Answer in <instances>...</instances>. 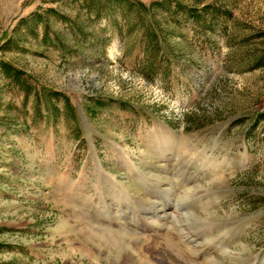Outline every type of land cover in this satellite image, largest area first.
I'll return each mask as SVG.
<instances>
[{"label":"rangeland","instance_id":"1","mask_svg":"<svg viewBox=\"0 0 264 264\" xmlns=\"http://www.w3.org/2000/svg\"><path fill=\"white\" fill-rule=\"evenodd\" d=\"M260 113L264 0H0V264H264Z\"/></svg>","mask_w":264,"mask_h":264},{"label":"bare ground","instance_id":"2","mask_svg":"<svg viewBox=\"0 0 264 264\" xmlns=\"http://www.w3.org/2000/svg\"><path fill=\"white\" fill-rule=\"evenodd\" d=\"M157 212V211H156ZM167 215V214H166ZM165 217V216H164ZM161 218V217H160ZM200 218V217H199ZM163 219V218H162ZM165 220V219H164ZM163 224H165V223H160V224H158L157 222H156V225H161V226H164ZM158 226V227H159ZM183 229V228H182ZM186 234H187V236H188V239H189V242H188V244H187V247H189L191 250H192V252H194V251H197V250H199V248L196 246V245H194V244H191L190 242H192V241H196V239L195 238H191L192 237V235L190 234V233H188V232H186ZM132 235V234H131ZM140 236V235H139ZM138 237V236H137ZM140 238H142V237H140ZM143 238H145V237H143ZM191 238V239H190ZM136 239V238H135ZM197 242V241H196ZM137 243V242H136ZM146 243V242H145ZM138 244V243H137ZM198 244V243H197ZM149 245V244H148ZM143 246V245H142ZM163 246V245H162ZM137 247V246H136ZM124 250V252H126L127 250H125V249H123ZM123 250L122 249H119V250H117V251H115L116 252V255H118L119 253L121 254V252L123 253ZM185 250V249H184ZM200 252V251H199ZM168 253V252H167ZM225 253H227V255H229L230 256V258L231 259H233L234 260V258L236 257V255L235 254H231L230 253V250H225ZM110 254V253H109ZM109 254L106 256V259H107V261H105V263H102V264H114V262H115V260L114 259H112V258H110V256H109ZM119 254V255H120ZM128 254V253H127ZM133 254H130L129 256H128V261H133L134 260V258H133ZM226 257V256H225ZM103 259V258H102ZM207 261H209V264H225L224 263V261L222 260V259H220V257L219 256H216V255H212V254H210V255H208L207 256ZM97 264H101V263H99V261H100V258H98L97 259ZM103 261V260H102ZM127 261V262H128ZM116 262H117V260H116ZM136 263V262H135ZM177 264V263H176Z\"/></svg>","mask_w":264,"mask_h":264},{"label":"trees","instance_id":"3","mask_svg":"<svg viewBox=\"0 0 264 264\" xmlns=\"http://www.w3.org/2000/svg\"><path fill=\"white\" fill-rule=\"evenodd\" d=\"M38 19H39V16L35 15V21H37ZM9 41H10V37H7L4 43H8ZM2 68L4 69V71L7 75L13 74L14 77L17 78L19 70L16 67H14L11 63H9L7 61H2ZM260 114L264 116V113H260Z\"/></svg>","mask_w":264,"mask_h":264}]
</instances>
